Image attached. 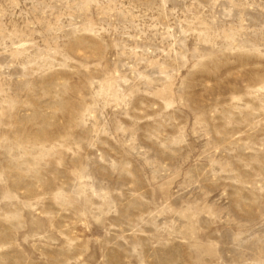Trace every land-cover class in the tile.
Listing matches in <instances>:
<instances>
[{
    "label": "rangeland",
    "instance_id": "obj_1",
    "mask_svg": "<svg viewBox=\"0 0 264 264\" xmlns=\"http://www.w3.org/2000/svg\"><path fill=\"white\" fill-rule=\"evenodd\" d=\"M0 264H264V0H0Z\"/></svg>",
    "mask_w": 264,
    "mask_h": 264
}]
</instances>
